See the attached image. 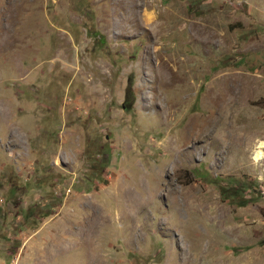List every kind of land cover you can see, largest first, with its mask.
Segmentation results:
<instances>
[{
  "label": "rangeland",
  "instance_id": "1",
  "mask_svg": "<svg viewBox=\"0 0 264 264\" xmlns=\"http://www.w3.org/2000/svg\"><path fill=\"white\" fill-rule=\"evenodd\" d=\"M261 143L264 0H0V264H264Z\"/></svg>",
  "mask_w": 264,
  "mask_h": 264
},
{
  "label": "bare ground",
  "instance_id": "2",
  "mask_svg": "<svg viewBox=\"0 0 264 264\" xmlns=\"http://www.w3.org/2000/svg\"><path fill=\"white\" fill-rule=\"evenodd\" d=\"M264 147V143H261V149ZM256 160L260 161L261 159H263V152L262 151H257L256 152Z\"/></svg>",
  "mask_w": 264,
  "mask_h": 264
}]
</instances>
